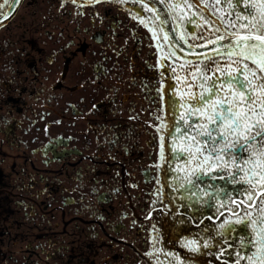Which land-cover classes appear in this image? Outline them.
Listing matches in <instances>:
<instances>
[{
    "label": "flooded vegetation",
    "instance_id": "obj_1",
    "mask_svg": "<svg viewBox=\"0 0 264 264\" xmlns=\"http://www.w3.org/2000/svg\"><path fill=\"white\" fill-rule=\"evenodd\" d=\"M243 9L242 0L0 8V264H249L257 249L243 238L264 227L250 224L264 216V191L243 172L233 182L231 163L187 184L195 165L169 135L184 109L173 120L166 103L198 94L190 65L228 63L178 47L237 30L229 21Z\"/></svg>",
    "mask_w": 264,
    "mask_h": 264
},
{
    "label": "snow or ice",
    "instance_id": "obj_2",
    "mask_svg": "<svg viewBox=\"0 0 264 264\" xmlns=\"http://www.w3.org/2000/svg\"><path fill=\"white\" fill-rule=\"evenodd\" d=\"M12 2L18 3V0ZM233 2L228 0L229 4ZM242 2L244 9L237 13L236 23L229 21L230 28L236 29L238 25V29L228 37L219 35L215 41H209L228 40L227 44H220L224 51L216 53L222 58L226 57L228 63L221 65L208 58L209 62L203 66L190 65L192 71L197 73L195 79L199 80L195 85L199 89L198 94L177 91L179 99L166 101L173 120L177 107L184 109L180 117L182 123L172 124L169 135H179L184 141L182 151L187 152L195 165L187 170L195 176L194 180H187L192 187L202 181L204 169L213 166L226 169L231 163L236 167V172L228 173L233 182L237 173L243 172L248 177L246 183L252 189L259 187L260 191H264V0ZM8 3L9 0H4L0 8ZM143 6L148 8V4ZM180 67L183 69L184 65ZM213 67L219 75L210 74ZM177 80L179 82V76ZM193 87L190 83L185 85L186 89ZM164 92L167 96L168 89ZM193 115L199 119L189 123ZM240 152H247V158L239 156ZM237 159L244 167L236 164ZM249 164L251 167H248ZM196 169H199L200 175H195ZM253 194L250 192L249 197ZM260 203L264 204V197ZM250 224L264 225V216L260 220H251ZM242 226L247 227L248 224ZM252 230L255 239H243L257 251L246 255L245 259L249 264H264V227H253Z\"/></svg>",
    "mask_w": 264,
    "mask_h": 264
},
{
    "label": "water",
    "instance_id": "obj_3",
    "mask_svg": "<svg viewBox=\"0 0 264 264\" xmlns=\"http://www.w3.org/2000/svg\"><path fill=\"white\" fill-rule=\"evenodd\" d=\"M223 36L228 37L229 34L225 33ZM212 41H215L212 40ZM228 40L225 39L224 41H216L215 43H206L204 45L198 47H188V46H179V50L182 55H185L190 58H200L206 57L211 55H217V52H223L224 49L220 47V44H227ZM216 50L215 52L213 50Z\"/></svg>",
    "mask_w": 264,
    "mask_h": 264
}]
</instances>
